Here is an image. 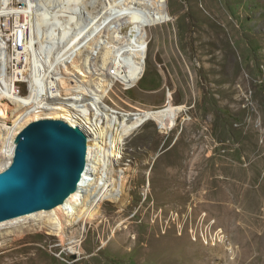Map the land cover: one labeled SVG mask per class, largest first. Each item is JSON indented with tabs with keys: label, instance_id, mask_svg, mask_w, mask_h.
Returning <instances> with one entry per match:
<instances>
[{
	"label": "rangeland",
	"instance_id": "obj_1",
	"mask_svg": "<svg viewBox=\"0 0 264 264\" xmlns=\"http://www.w3.org/2000/svg\"><path fill=\"white\" fill-rule=\"evenodd\" d=\"M167 1L173 20L146 30L148 76L131 89L117 83L105 101L142 112L171 98L184 110L177 125L149 121L124 140L115 170L125 185L92 220L70 225L65 241L46 232L0 238V264H264V0ZM83 4L90 15L77 21L101 11L100 0ZM19 65L10 62L8 75ZM84 72L102 91L106 71ZM18 90L29 95L27 83ZM40 115L31 116L56 118ZM151 231L159 248L135 249Z\"/></svg>",
	"mask_w": 264,
	"mask_h": 264
},
{
	"label": "bare ground",
	"instance_id": "obj_2",
	"mask_svg": "<svg viewBox=\"0 0 264 264\" xmlns=\"http://www.w3.org/2000/svg\"><path fill=\"white\" fill-rule=\"evenodd\" d=\"M100 4L99 14L77 21L80 13L87 17L89 14L83 0H0L1 171L13 156L18 133L40 118H32L33 114L44 112L55 119L61 117L79 126L88 137L87 169L79 189L50 211L0 223V238L21 239L28 233L46 232L65 241L70 225L92 220L97 209L124 187L123 177L119 182L115 170L124 140L149 121L170 130L184 111L174 106L171 98L163 109L142 112H121L107 104L106 96L117 83L131 89L148 76L151 45L146 30L171 22L173 17L167 0H100ZM11 23L14 39L5 35ZM59 27L66 29L58 33ZM9 41H13L11 55ZM13 60L25 65L17 66L9 76L8 64ZM90 67L106 71L108 79L102 80V91L88 86L84 68ZM18 83L28 84L29 95H22ZM167 173L163 196L168 201L173 178ZM152 195L151 187L149 196ZM124 199L119 203L124 204ZM123 207L122 214L126 216L130 206ZM155 227L153 224V231ZM153 231L144 238L136 235L132 241L135 249L160 246Z\"/></svg>",
	"mask_w": 264,
	"mask_h": 264
},
{
	"label": "water",
	"instance_id": "obj_3",
	"mask_svg": "<svg viewBox=\"0 0 264 264\" xmlns=\"http://www.w3.org/2000/svg\"><path fill=\"white\" fill-rule=\"evenodd\" d=\"M14 146L0 172V223L63 205L87 169V134L62 119L29 122Z\"/></svg>",
	"mask_w": 264,
	"mask_h": 264
},
{
	"label": "built area",
	"instance_id": "obj_4",
	"mask_svg": "<svg viewBox=\"0 0 264 264\" xmlns=\"http://www.w3.org/2000/svg\"><path fill=\"white\" fill-rule=\"evenodd\" d=\"M9 31H10V29L8 31H6V32H9ZM10 35L12 36V39H14V30H13V28H12V33Z\"/></svg>",
	"mask_w": 264,
	"mask_h": 264
}]
</instances>
